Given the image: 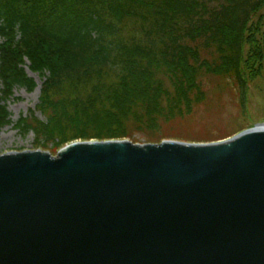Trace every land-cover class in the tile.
Here are the masks:
<instances>
[{"label":"water","instance_id":"95a60500","mask_svg":"<svg viewBox=\"0 0 264 264\" xmlns=\"http://www.w3.org/2000/svg\"><path fill=\"white\" fill-rule=\"evenodd\" d=\"M0 264H264V127L0 155Z\"/></svg>","mask_w":264,"mask_h":264},{"label":"trees","instance_id":"16d2710c","mask_svg":"<svg viewBox=\"0 0 264 264\" xmlns=\"http://www.w3.org/2000/svg\"><path fill=\"white\" fill-rule=\"evenodd\" d=\"M263 4L264 0H0V80L9 90L25 87L27 80L14 61L21 54L33 60L44 45L64 58L41 70L43 113L52 110L64 117L76 110L88 118L118 119L112 115L116 101L139 92L159 103L167 94L162 90L166 80L173 85L186 81L195 89L201 72L233 76L243 100V49L248 47L252 54L250 64L264 54V33L256 42L245 29L249 31L251 18ZM37 61L46 59L38 56ZM185 95L177 92L174 105L187 103ZM2 106L1 99L0 113ZM34 128L40 139L48 140L46 124L35 121ZM125 138V133H115L101 139Z\"/></svg>","mask_w":264,"mask_h":264},{"label":"rangeland","instance_id":"374dc122","mask_svg":"<svg viewBox=\"0 0 264 264\" xmlns=\"http://www.w3.org/2000/svg\"><path fill=\"white\" fill-rule=\"evenodd\" d=\"M247 27L250 29H245L246 36L256 42L262 39L264 4ZM256 27L259 28L257 34L254 32ZM248 53V47H245L242 61L247 60V63L241 66V77L245 84L243 100L233 76L201 72L195 89H189L186 81L173 85V81L166 80L162 90L167 94L161 102H152L145 93L127 95L114 104L112 115L118 119L109 116L103 120L94 115L88 118L76 110H69L64 117L52 110L43 113L45 103L41 89L44 78L41 70L59 65L63 61V53L56 49L50 51L43 45L38 56L46 59L45 63L37 61L38 56L34 62L28 54H21L14 62L16 69L22 70L27 85L9 90L0 80L3 103L0 113V155L40 150L55 156L71 143L84 142L90 137L93 139L89 141H102V137L115 133H125L128 138L122 140L139 145L159 144L167 140L212 143L231 139L256 126H264V54L262 60L250 64L248 61L252 59V54ZM177 92H186L188 100L187 103H179L178 107L173 102ZM35 121L46 124L48 140L38 137ZM26 130L29 132L26 133Z\"/></svg>","mask_w":264,"mask_h":264},{"label":"bare ground","instance_id":"6f19581e","mask_svg":"<svg viewBox=\"0 0 264 264\" xmlns=\"http://www.w3.org/2000/svg\"><path fill=\"white\" fill-rule=\"evenodd\" d=\"M262 127H264V126H262Z\"/></svg>","mask_w":264,"mask_h":264}]
</instances>
